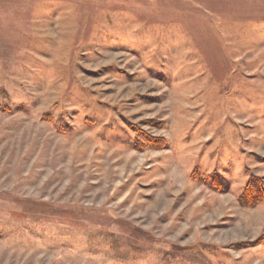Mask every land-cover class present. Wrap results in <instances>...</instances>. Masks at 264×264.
I'll use <instances>...</instances> for the list:
<instances>
[{
	"label": "rangeland",
	"instance_id": "1",
	"mask_svg": "<svg viewBox=\"0 0 264 264\" xmlns=\"http://www.w3.org/2000/svg\"><path fill=\"white\" fill-rule=\"evenodd\" d=\"M252 175L264 0H0V264H264Z\"/></svg>",
	"mask_w": 264,
	"mask_h": 264
},
{
	"label": "trees",
	"instance_id": "2",
	"mask_svg": "<svg viewBox=\"0 0 264 264\" xmlns=\"http://www.w3.org/2000/svg\"><path fill=\"white\" fill-rule=\"evenodd\" d=\"M145 138H146V141L149 140L147 142H152L153 144H156V145H153V146H156L155 148H161L159 146L164 147V144H166L165 142L161 143L163 142L162 141L163 139L153 138V140L157 142L159 140V145H158L153 140H150V137H145ZM241 198H242V202L246 205H255L257 202L264 201V183L261 181L260 176L252 175L248 178V181L246 182L242 190ZM263 239L264 237H259L257 241L261 242V240Z\"/></svg>",
	"mask_w": 264,
	"mask_h": 264
}]
</instances>
